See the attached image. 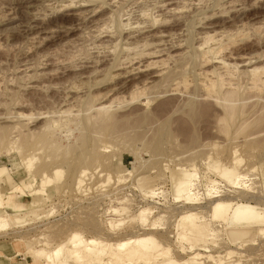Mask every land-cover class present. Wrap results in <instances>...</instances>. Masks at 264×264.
Here are the masks:
<instances>
[{"label":"rangeland","instance_id":"374dc122","mask_svg":"<svg viewBox=\"0 0 264 264\" xmlns=\"http://www.w3.org/2000/svg\"><path fill=\"white\" fill-rule=\"evenodd\" d=\"M70 1L72 0H0V104H2L0 118L9 117L11 116L10 112L12 114L15 110H20L26 116L35 118L30 121L31 129L38 128L47 119H51L53 122L57 121V124L52 122V125L57 132L56 141L61 144V147L74 146L77 149L78 146H81L78 147L77 153H75L76 150L73 151V154L67 159L73 166L72 171L67 169L66 164H62L60 158L57 163L51 161L45 151V153L43 151L24 152L22 156L15 151L11 153L2 151L0 153V166L7 167L6 172L4 171V177L7 175L6 178L8 179L6 183L0 181V192L4 197V205L0 211L9 224L7 228H0V264H48L44 255H40L39 252L42 249L50 252L59 245L70 250L69 240L76 233L81 234L85 239H98L109 244L131 239L130 237L133 240L134 237H142L144 232L146 234L150 230L144 227L147 219L138 218V216L147 207L154 209L153 215L158 219L157 228L149 233H154L155 237L163 243V247L170 251L174 258L187 259L188 254L184 255V252L182 254V249L185 248L187 251L193 252L190 250L192 247L205 256L222 254L225 258L224 264H228L227 262L229 264H264V235L259 232L264 228V223L256 224L260 227H252V225L251 229L238 230L248 233L243 236L244 238L234 239V230L226 227L220 229L221 231L215 234L216 237L215 235L212 236L209 231L218 226L213 222H209V225L206 222L208 228L204 224L201 231L188 232L186 230L188 223L181 221L182 216L188 213H198L203 216L205 211L209 210L211 200L220 196L237 198L240 202L255 207L264 218V142H261L264 141V122H248L245 129H241V125H243L241 122H234L235 125H231L230 130L227 131L225 125L220 124L219 126L217 122H213L217 115V109L210 102L201 99V94L194 89L195 84H193L197 80L194 75V63L196 62L194 50L200 42L201 33L234 29L232 28L234 27L233 24H231V20L234 18H238L240 24H245L250 28H252L251 26L263 27L262 36L252 34L253 38L251 36L250 40L243 42L238 48L249 49V52L254 53H264V0H236L238 4L241 3L246 7L245 11L232 13L224 9L226 13L217 16L215 14H217L216 12L219 13L220 5L229 0H203L200 10L186 13V16L190 17L184 21L185 23L169 18L170 20L167 19L169 21L165 23V27L162 23H160L161 25L158 24L157 27L154 26V28L148 25L150 27L148 32H144L145 35L143 33L138 34L137 38H140H136L137 40L141 39L140 41H142L148 33L159 30L169 32L171 35H178L177 33L180 34L183 30L181 38L178 37V39L175 36L172 39L176 38L186 44L183 48L188 50V56L178 65L186 66L187 69L183 70L186 72L181 73V67L177 65L179 68H177L176 73H179L174 75V83L169 84L171 88L176 90L177 86L180 85L181 91H178V88L179 94L175 93V97L162 95V99L161 97L157 98L161 94L160 91L163 93V89L168 86L160 83V86L157 84L159 87H156V92L152 89L147 93V98L152 96L151 98L147 99L144 96L138 102L134 100V103L130 100L132 95L129 94L134 92L133 85L143 80L144 77L143 75L136 76V78L131 77L133 78H129L131 81L124 78L120 80V77L117 78L118 80L116 79L119 71L122 72L120 64L124 59L126 60L127 52L124 49L128 46L125 41L120 42L116 51L113 45L118 40L117 38H120V21L131 20V23H137L144 13L150 15L151 20L154 15L157 17L161 14L160 8L163 5V0H116L117 2L96 0L95 3L90 4L88 3L89 0H83L88 1L87 4L89 5L102 4L103 6H101L102 9H97V15L93 16V19L89 17L90 19L82 20L83 22L77 20L73 14L81 9L82 11L90 10L92 7L87 5L85 9H60L62 5H65L66 2L68 4ZM187 1L179 2L177 5L181 3L183 6L184 2L187 3ZM111 3H115L112 4L114 7ZM222 11L223 9H221ZM108 15H112L113 21L107 20L106 16ZM120 17L121 20L119 21ZM99 20L103 22L100 23ZM177 22L178 26H176ZM101 25L102 29L105 25L109 30L111 29V32L109 30L108 32L110 36H114L113 41L107 37L109 35L107 33L104 34L106 37L103 35L99 39L98 34L101 31V29L99 30ZM122 29L127 30V28ZM148 39L152 41L150 43L153 41L156 43V40ZM172 39L171 42L170 38L164 40L167 41L165 42L167 44L177 42L176 39ZM101 42H104L105 45ZM179 80H181L180 83ZM183 81L187 82L188 85L184 84ZM176 82L178 83L177 86ZM186 86L191 89L186 90ZM72 90L73 92L76 91L82 98H80L81 103L78 102L79 105L78 103L72 104ZM99 95H109L105 105L113 106L111 113L115 114L117 119V130L121 139L111 138L107 135L100 137L101 140L99 139L98 144L101 145L102 159L100 164L98 162L95 166H90L91 168L87 169L89 172L86 171V174L88 175H85L86 178L84 176L86 181L83 179L85 187L82 185L80 188L76 180L79 179L77 177H80L81 174L79 173L84 167L81 158L86 147H83L84 145L79 139L82 135V129L75 126L71 119L76 118V116L85 118L86 113L91 115L93 112L84 111L85 104H89L88 102L93 97ZM169 100L170 102H168ZM260 100L255 95L245 94V110L251 109L246 111L251 112L252 120L249 117L251 121L254 120L253 117L259 116L257 113L264 112V102L261 103ZM124 101L126 102L124 103ZM193 101L194 104H197L196 108L199 112L196 120L192 122L186 115L191 109ZM248 102L249 104H247ZM12 107H14V111ZM86 108L88 110V107ZM176 109L179 111L175 112ZM61 111H69L73 117L70 118L66 115L67 119L70 118L67 120ZM169 111L172 115L168 113ZM254 112L257 113L254 114ZM142 115L144 117H141ZM62 116L63 120L60 119ZM145 117L147 118L146 122H141ZM212 117L214 118L212 119ZM57 118L63 122L58 121ZM260 123L262 124L260 125ZM5 124L9 125L7 122L0 121V125L6 126ZM250 126H252L251 129ZM238 129L240 132L235 134ZM225 130L228 132V136H226V132H223ZM230 131L231 133H229ZM125 136L130 142H126ZM93 138L90 134L89 150L94 145ZM79 148H84V151L81 152ZM235 150L237 151L236 155ZM33 156L35 160L31 170L34 171V174L36 173V178L28 174L25 164V160L27 158L30 160L29 157L32 158ZM236 157L242 162L238 164ZM45 162L52 164V167L46 171V175L50 177L46 186H43L44 192L37 194L35 191L43 188L41 168ZM55 169H61L64 176L62 174L55 176ZM228 172L246 175L247 177L240 185L235 182L233 185L226 176H223ZM219 174L223 175L220 176ZM193 175L198 177L195 193H198L196 197L201 199L200 205L198 202L196 205H192L183 202L184 200H177V197L184 199V193H180L182 184L188 176ZM50 178L53 182H50ZM109 178L111 180H108ZM209 178L214 181V185L213 188L207 189L211 186ZM24 181L34 186L23 188L24 192L21 190L22 192L14 193V188L19 186L22 188ZM152 192H155L153 197L151 196ZM207 192H211V196H208ZM193 207L197 208L194 209ZM163 215L166 218L162 221L160 219ZM159 217L161 218L159 219ZM112 222H122L123 224L121 227L111 228ZM219 235L221 237L218 238ZM226 255L231 258L226 257ZM106 262H108L107 259Z\"/></svg>","mask_w":264,"mask_h":264},{"label":"bare ground","instance_id":"6f19581e","mask_svg":"<svg viewBox=\"0 0 264 264\" xmlns=\"http://www.w3.org/2000/svg\"><path fill=\"white\" fill-rule=\"evenodd\" d=\"M82 1H78V2L75 1L74 2V0H72L68 4L66 2L65 5H62L60 9L61 10H63V9H66V10L67 9H76L77 10L79 8L85 9V8H87V5H88V6L92 7L90 10H85V11L83 10L82 11V9H81V10L76 11L74 14L73 13L72 14H73V16H75L77 18V20H80V21H82V20L86 21V19L89 17L93 19V16L97 15L96 14L97 9H100L102 4H100V5L99 4L89 5L90 3H95L96 0H89V2L88 1L82 2ZM114 1H116V0H113L112 2H114ZM182 1H185V0H163V5L160 8L161 14L162 13L163 14L162 15L159 14L160 16L158 15L159 18L161 17L160 19L157 18L158 16L156 17L154 15L155 17L154 16L151 17V20H150V15H148L146 13H144L141 16L140 20H138L137 23H131L130 22L131 18L129 19L130 21H126V22H123L124 21L123 19H122L123 21H120L121 17L119 19V21L121 23V27L127 28V30L125 29L126 30L125 31L124 29H122L120 27V29H121V31H120L121 33L119 36L120 38H117L118 39L117 41L114 39L116 42L114 43L115 46L113 45V47L115 48V50H116V48L118 50V48H119L118 45H120V42H123V41L126 42V45L128 47L124 49V51L126 50V52H127V54L124 52L127 55L126 60L124 59L123 62L120 61V62H122L120 64V66L122 67V68H120L122 70V72L120 73V71H119V74L115 73V74H118L117 75L118 77L116 76V79L117 78L119 79V77H120V80H121V78L129 80V78L133 79L134 77L136 78V76L138 77L139 75H143V77H144V79L141 80L140 82H138L134 85L132 84L134 86V87H132L134 89V92L129 94V95H132V97H131L132 99H130L132 102L134 100H137V102H138V100L140 101L142 98H144V96L147 98V93L150 92L152 89H154V90L157 89L160 86V83L168 85L167 87H169V86L170 87L168 89L166 87L165 88L166 90L163 89V93H162V91H160L161 94L159 93L160 95L158 94L159 97H157V98L161 97V99H162V95H164L166 97H167V95H170V97L172 95L173 97H175V93L179 94L178 91H181L180 85L177 86L178 85L177 82H176L177 83L176 86L179 88V90L177 88L178 91L174 88H171V85L174 83V78H173L174 75L179 73V72L176 73L177 68H179L178 66H180V65H178V63L183 62L182 60H184L185 57L188 56L187 55L188 50L186 49L187 50L186 51L183 48L186 46L184 41H181V40L178 41V39H179L178 37L183 36L181 33L183 30H181L180 34L177 33L178 35H175L173 33H172L173 35H171L169 32L162 31V30L161 31L160 30L155 31L152 33H148V35L144 36L145 39L142 41H140L141 39L137 40L140 38V37L139 38H137V37H138V34H141V33L144 34V32H148V28H150V27H152V28H154V26L157 27L158 24L161 25L160 23H162V25L164 26L165 23H167L170 20L169 18L174 19V21H178V22L183 21V23H185L184 21L185 20L187 21L188 17H190V16H186V13H188V12L193 13V10H194V12L195 11L197 12L198 10H200V8L203 5V4L201 5V3H203V0H190V1L188 0L187 3L184 2L183 6H181V3L179 5H177L179 2H182ZM237 1L236 0H233V1L229 0L227 2L225 1V3L223 5H220V11L218 10L219 13L216 12L217 14H215V15L216 16L218 14L223 15L224 13H226L227 10H229V12H232V13L233 12L234 13L241 12L242 10L245 11L246 7L241 5V3L238 4ZM87 2L89 4H87ZM112 4L113 3H111V5ZM255 4H257V3H255ZM107 5H109V4H107ZM200 5H201V7H200ZM221 9H223V11H224V9L225 10L227 9V10L224 12L223 11L221 12ZM58 11H60V10H58ZM98 11H100V10H98ZM187 15H189V14H187ZM108 16H106V18H108L107 20L111 21L113 17H111V16L108 17ZM101 18H100V20H101ZM138 18H139V16H138ZM167 19H169V20L167 21ZM172 19H171V21H172ZM97 20L96 21L94 20V21L97 22ZM92 21H91V23H92ZM231 21H230L231 24H233V26H234L232 28H234V29H228V30H223V31L221 30V31H215V32L205 31V32L201 33V37L199 36L200 42L197 44L198 46H196V48L194 50L195 53L193 52L195 55L194 59H196V62L194 61L195 62L194 63L195 64V74L194 75H195V77H197V80L195 81L196 83L195 82L193 83V84H195L194 89H196V91H198L201 94V96H200L201 99L203 98L206 101L210 102L211 105L213 104L215 106V109H217L216 110L217 115L215 116V118L212 117V119L214 118L213 122H217V125L219 124V126H220V124L222 126L225 125L226 126L225 129L227 128L226 129L227 131L230 130L231 125H235L234 122H241V124H243V125L240 124L241 129H245V125L246 124L248 125V122L249 123H252V122H254V123L255 122H257V123L262 122L263 123L264 122V112H260L261 114L257 113L260 111L258 108L257 109L259 111L256 110L257 112H254V114L257 113V114H259V116L256 118L253 117L254 120L251 121L252 120L251 116H250L251 112H246V111H250L251 109L248 108V110H245V104H246L247 100H246V102H244L245 101V94L255 95V97L258 98L259 100L262 98L264 99V97H263L264 96V53L263 54L262 53H254L252 51L249 52V49H243L242 50V49L238 48V46H240L243 42L250 40L251 36L253 38L252 34L261 35V33H262L261 30L263 27L262 26H258V27L251 26L252 28L247 27V25H245V24H240V22H238V18H234ZM102 22L100 21V23H102ZM178 22H177L176 26H178ZM100 23H97V24H100ZM172 23H173V21H172ZM228 23H229V21H228ZM175 24H176V22H175ZM231 24H230V26H231ZM259 24H261V23H259ZM106 25H105V27H103V29H102V25H101V28L98 27L99 30L101 29V31H99L98 37L100 39V38H102V36L104 34L106 35V33H107V35L109 34L107 37H109L113 41L114 36H112V35L110 36V33L108 32L109 29ZM256 26H257V24H256ZM109 27H110V25H109ZM159 28H160V26H159ZM209 29H207V30H209ZM96 30L98 31V29H96ZM178 31H180V30H178ZM150 32H151V29H150ZM92 33H94V32H92ZM105 35H104V37H106ZM196 35H200V34H196ZM115 36H116V34H115ZM175 36H177L176 38H178V39L175 38L177 40V42H175L173 44L171 43L172 45L169 43L168 44L165 43L167 41L164 39L170 38V42H171L172 37H175ZM148 38H150V39L152 38V39L156 40L155 41L156 43H154V41H153V43H150L151 40H149ZM175 39H172V40H175ZM193 41H194V39H193ZM125 42H124V44H125ZM101 43L103 44L104 42H101ZM112 44H113V42H112ZM103 45H105V44H103ZM168 45H170V46H168ZM124 58H125V56H124ZM180 64H183V63H180ZM180 67H181L182 72H181V70H179V71L181 73L186 72V71H183V70L187 69L186 66H184V67L180 66ZM185 74H183V75H185ZM131 77H133V78H131ZM188 77H189V75H188ZM2 79H4V78H2ZM129 81H131V80H129ZM180 81L181 80H179L178 82L180 83ZM191 81H192V79H191ZM125 82H126V80L124 81V84H125ZM183 83L188 85L187 82L185 83L183 81ZM157 84H159V86ZM169 84H171V85H169ZM190 84H189V86H190ZM189 86H186V90L191 89V88L190 89L187 88ZM39 88H37V89H39ZM156 91L157 90H155V92ZM71 92H72V104L73 103L77 104L78 102L81 103L82 98L77 94V92L76 91L73 92V90ZM12 93H14V92H12ZM186 93H187V91H186ZM182 94H183V92H182ZM108 96L99 95L97 97H93V99L88 102L89 104H85V106L88 107V110L85 107L84 111L85 112L86 111L93 112L91 115H88V113H86L87 116L86 117L84 116L85 118H81L82 116L80 118H78L77 116H76V118L73 117L71 115L72 114L71 109H70L71 112L61 111L62 115H64L65 118L67 116L68 117L70 116V118L73 117L71 119L72 123L75 126H77L78 128L80 127L82 129V132H81L82 135L80 136L81 138H79V139H81L80 142L82 145H84L83 147L87 148V149L86 148L85 149L79 148L81 150V152L86 150L85 153L83 154L82 158H81V162L83 163L84 167H82L83 170L79 173V174H81L80 177H77L79 179L76 180L77 185L80 188L84 183V181H83L84 176L88 175V174H86V171H88L87 169H89L90 166H92V167H93V165L95 166L96 163H98V162H99L98 164H100V161L102 159L101 158L102 155L100 154L101 153V150H100L101 145L98 144L99 139L101 140L100 137H102V136L104 137L105 135H107V136H110L111 138L114 137L115 139H117V138L121 139V137L118 133V130H117V124H116L117 119L115 117V114L113 115L111 113V108H113V106H111V105L109 106L108 104H106L108 106L105 105L106 100L109 99ZM125 97L126 96H124V98ZM151 97H148V98H151ZM166 97H165V99H166ZM15 98H16V96H15ZM117 98L119 99V97H117ZM185 98H188V97H185ZM89 99H90V97H89ZM188 99H190V98H188ZM195 99H197V98H195ZM112 101H114V100H112ZM131 101H130V103H131ZM175 101H176V99H175ZM206 101H204V102H206ZM125 102L126 101H124V103ZM168 102H170V100ZM183 102H184V100H183ZM187 102H188V100H187ZM249 102H250V100H249ZM249 102L247 104H249ZM260 102L262 103V102H264V100H260ZM192 103H193V105L191 106L190 110L188 109L189 112L187 113L186 117L190 121L193 122L194 120H196V117L198 115L197 113L199 112V110L197 112V109H198V108H196L197 104L196 103L194 104V101ZM252 103H253V101H252ZM5 104H3V105H5ZM78 105H79V103H78ZM198 105H201V104H198ZM250 105L252 106V104H250ZM174 106H175V104H174ZM16 107H19V106H16ZM189 107H190V105H189ZM0 108L2 109V104H0ZM12 108L14 111V107H12ZM260 108H262V107H260ZM177 109H178V107H177ZM177 109L175 112L179 111V110L177 111ZM172 110H173V108H172ZM170 111L168 113H170ZM181 111H182V109H181ZM175 112H173V113L175 115H177ZM80 113H82V112H80ZM182 113H183V111H182ZM182 113H181V115H182ZM0 114H1V112H0ZM82 114H84V113H82ZM10 115L11 116H9V117H1L0 118V121L7 122L9 124V125L5 124L6 126L0 125V153L2 151H6L7 153H11V152L15 151V152H18V154H21L20 156H22V154L24 152H35V151H43L44 152L45 151L46 153H48V156L51 158V161H56L55 163H57V161H60L59 160V158H60L62 164L63 165L66 164L67 165L66 167H68L67 169H69V171H72L73 166H72V164H70L68 162L67 159L69 158L70 155L73 154V151L76 150L75 153H77L78 147H81V146H78L77 149H75L74 146L73 147L67 146L66 148L61 147V144H59L56 141L55 137H56L57 132L53 129V125H52L53 123H56L57 121L53 122L51 119L50 120L47 119L38 128H35V129L32 128L31 129L30 128V124H31L30 121H32V119H35L34 117L33 118L28 117V115L26 116L20 110L19 111L15 110L12 114L10 112ZM56 117H58V116L56 115ZM141 117H144V115H142ZM249 117L251 120L249 119ZM61 118L63 120V116L60 117V119ZM70 118H68V119L66 118V119L69 120ZM60 119H58V121ZM62 120H60V121H62ZM124 120H126V119H124ZM146 120H147V118L145 117V118H143V120L141 122H146ZM126 122H128V121L126 120ZM262 123H260V125ZM252 125H254V124H252ZM251 127L252 126H250V129H251ZM226 130L223 132H226L225 134H226V136H228L229 134L227 135L228 132ZM239 132H240V129H238V132H235V134H237ZM229 133H231V131ZM90 134H91V136L94 137L93 138L94 141L92 139L94 145L92 146L91 150L88 149V140H89ZM123 135H121L122 138H123ZM248 136H250V135H248ZM125 140H126V142H128V141L130 142V140L128 139L127 136H125ZM256 140H258V139H256ZM131 141H132V139H131ZM261 142H264V141H261ZM256 143L258 144V141ZM248 144H250V143H248ZM236 149H237V147H236ZM249 151H251V150H249ZM236 154H237V151L235 150V155ZM29 158H30V160L27 158L29 160V163H28L27 159L25 160L26 161L25 164L27 165L26 169L29 172L28 174L33 175L34 178H36V176H35L36 173L34 174L33 173L34 171L31 170V167L33 166V162L35 160L34 156L32 158L31 157H29ZM82 159H84V160H82ZM45 160L47 161V159H45ZM236 161L238 164L242 162L238 158ZM236 161H234V162H236ZM49 163H50V161H49ZM78 164L80 165L79 162H78ZM104 164H106V162ZM51 167H52V164H48V162H45L41 168V171H42V175H41L42 187L46 186V183H48V181H49L48 178L50 176L46 175V171H48V169H50ZM6 168H7L6 166H2V165L0 166V181L2 180L4 183H6L8 181V179L6 178L7 175H5L6 177H4V171L6 170ZM82 168H80V169H82ZM190 168H191V166H190ZM223 170H221V171L223 172ZM182 172H185V171L182 170ZM222 172H220V173H222ZM43 174L46 175V177H44ZM54 174H55V176L58 174H62V176H64L61 169L60 170L55 169ZM128 175H130V174H128ZM219 175L221 176L223 174H219ZM59 176H61V175H59ZM86 176H85V178H86ZM223 176H226L232 182L233 185H234V182L237 183V185H240L241 182L243 183L247 177L246 175H240V174H235V173L233 174L231 172L225 173V175H223ZM55 178H57V177H55ZM92 178H94V177H92ZM89 179H91V178H89ZM84 180L86 181V179H84ZM87 180H88V178H87ZM108 180H111V179L109 178ZM51 181L53 182V180H51V178H50V182ZM209 181L211 183V186L207 187V189H209L211 187L213 188V185H214V181L212 179L209 178ZM197 182H198L197 175L188 176L186 178V181H184V183L182 184V188H181L182 190L180 191V193H184L183 194L184 199H180V197H177V200H184L183 202H185L187 204H192V205H196L197 202L199 203V201L201 199L199 200V197L198 198L196 197L198 193L197 194L195 193V191L197 190L196 189V186H197L196 183ZM49 185H50V183H49ZM33 186H34L33 184H27L24 181L22 188H20V186L14 188L15 189L14 193L22 192L21 190H23V188L26 189V188H30ZM82 187H85V186L83 185ZM84 191H85V189H84ZM23 192H24V190H23ZM42 192H44V187L42 188V190L35 191V193H37V194H41ZM154 195H155V192H152L151 196L153 197ZM207 195L211 196V192L210 193L207 192ZM212 197H213V195H212ZM3 198L4 197H3L2 193L0 192V210L2 209V207L4 205V199ZM211 199H213V198H211ZM199 205H200V203H199ZM193 208L195 209L197 207H193ZM153 210L154 209H152L151 207H147L138 216V218H146L147 219L144 227L147 230L149 229L150 231L155 230L158 226V219H156L157 217L155 218V216L153 215L154 214ZM258 211L255 207H252L249 204H244V203L240 202L237 198H223L220 196L215 200H211L209 210L205 211L203 216H200L198 213H188V214L182 216L181 221L188 223V227L186 228V230L188 232L201 231L202 226L206 222L208 223V225H209V222H213L218 226L214 227V229L209 231V233L212 236L215 234H218L221 231L220 229H225V227H226L228 229L234 230L233 231L234 239H239V238L243 237L244 235H246L248 232L247 231H238V230H248L249 228L251 229L252 225H253L252 227H257L259 225H256V224L264 223V218L262 217V215ZM114 212H115V210H114ZM160 218L161 217H159V219ZM164 218H166V217H164V215H163L160 220L163 221ZM19 221H21V220H19ZM162 221H160V222H162ZM122 224H123L122 222L121 223H113L112 222L111 228L112 227L113 228L121 227ZM254 225H256V226H254ZM8 226H9V224L6 221L4 214L1 213V211H0V228H7ZM205 226L208 228V226L206 224H205ZM187 231H186V234H187ZM149 232L146 234L144 232L143 233L144 235L142 237H139V238L134 237V240L132 239V237H130L131 239H127V240L117 242L114 244L104 243L103 241H100L98 239L88 240V239H85L84 236H82L81 234L76 233V234L72 235V238H70V240H69V244L71 245L72 250H71V248H69L70 250H67L68 249L67 247H66L67 249H65L64 246L59 245V246H57V248H55L54 250H52L50 252H48L46 249H42L39 252V254L44 255V258H46L48 264H206V263H208V264L209 263H211V264H222L223 263L224 264L225 263L224 262L225 258L223 257L222 254H221L222 256L221 255L205 256V255L199 253L194 248L192 249V247H190L191 248L190 250L193 252L187 251L185 248L182 249V254H183V252H184V255L188 254L187 259L179 260L178 257L174 258L171 256L170 251L166 250L165 247H163V243L161 241H159L157 239V237H155V234L152 232L151 233H149ZM259 232L261 233V235H264V228L261 229ZM221 235H222V233H221ZM221 235H219L217 237L219 238V237H221ZM215 237H216V235H215ZM66 243H68V242H66ZM65 246H66V244H65ZM232 253H234V252H232ZM229 255L231 256V254H229ZM229 255H226V257H230ZM106 259L108 260V262H106ZM227 263L229 264V262H227Z\"/></svg>","mask_w":264,"mask_h":264}]
</instances>
